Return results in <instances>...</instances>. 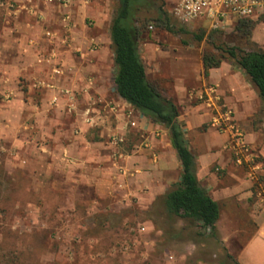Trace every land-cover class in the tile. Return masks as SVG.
<instances>
[{"label":"crops","instance_id":"obj_1","mask_svg":"<svg viewBox=\"0 0 264 264\" xmlns=\"http://www.w3.org/2000/svg\"><path fill=\"white\" fill-rule=\"evenodd\" d=\"M23 2L0 0V128L13 136L9 151L52 187H72L65 194L74 202L80 197L73 188H83L88 204L152 206L179 181L181 165L167 130L116 93L110 0L69 7ZM252 38L264 49V33L256 29ZM139 54L148 81L179 110L197 179L219 206L218 239L237 264H264V203L231 161L230 132L212 123L214 115L231 111L264 168L260 98L226 60L205 75L199 48L162 44L145 32ZM112 136L124 139L118 149Z\"/></svg>","mask_w":264,"mask_h":264},{"label":"rangeland","instance_id":"obj_2","mask_svg":"<svg viewBox=\"0 0 264 264\" xmlns=\"http://www.w3.org/2000/svg\"><path fill=\"white\" fill-rule=\"evenodd\" d=\"M110 3L114 9L116 0ZM174 3L175 0L160 1L171 22L183 27L187 34L175 36L150 23L152 29L147 32L162 44L178 41L186 46L182 43L186 41L190 45L186 47L213 53L214 44L262 49L252 37L256 29L264 33V19L258 21L247 41L234 31L216 32L199 27H208L205 20L189 26L180 24L170 14ZM201 31L205 38L196 42L193 36ZM259 110L264 121L263 107ZM12 142L13 136L0 128V264L236 263L218 238L169 219L160 199L147 208L137 200L115 207L101 200L88 204L81 198L89 192L73 188L80 197L75 203L68 196L72 187L63 183L52 187L44 181L48 178L34 176V168L21 166L14 152L9 151Z\"/></svg>","mask_w":264,"mask_h":264},{"label":"trees","instance_id":"obj_3","mask_svg":"<svg viewBox=\"0 0 264 264\" xmlns=\"http://www.w3.org/2000/svg\"><path fill=\"white\" fill-rule=\"evenodd\" d=\"M160 1L116 0L109 28L114 55L115 90L132 108L152 123L165 128L169 134L171 146L181 165V174L179 181L160 199L166 216L197 227L202 234L217 239L215 225L219 219V206L197 179L194 155L178 122L179 110L155 84L148 81L139 54V40L147 32L150 23L175 36L187 34L183 27H177L171 22ZM262 19L264 17L238 20L233 31L250 41L256 24ZM193 37L196 42H202L205 33L201 31ZM182 43L190 46L186 41ZM214 49L216 53L202 52L204 74L218 68L223 60L231 61L247 77L264 109V49L243 50L223 44H214Z\"/></svg>","mask_w":264,"mask_h":264},{"label":"built area","instance_id":"obj_4","mask_svg":"<svg viewBox=\"0 0 264 264\" xmlns=\"http://www.w3.org/2000/svg\"><path fill=\"white\" fill-rule=\"evenodd\" d=\"M73 1L92 3L106 0H25L20 4L21 6L40 4L69 7ZM170 14L185 26L197 20H205L209 30L226 32L233 28V23L238 20H256L264 17V0H177ZM148 29L151 30L152 27L149 26ZM209 91L213 96L214 90ZM70 107L72 108L73 105L71 104ZM212 123L219 131L230 132L227 149L231 154V161L234 166L244 170L254 197L264 203V168L260 156L245 141L243 131L234 124L231 111L214 115ZM122 143H124L122 137H111V144L117 149ZM122 156L119 150L114 153L116 159Z\"/></svg>","mask_w":264,"mask_h":264}]
</instances>
